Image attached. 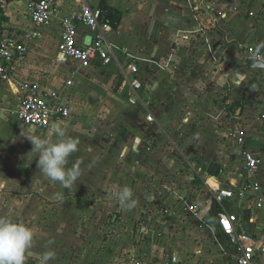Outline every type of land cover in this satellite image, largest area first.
<instances>
[{
    "label": "crops",
    "instance_id": "crops-1",
    "mask_svg": "<svg viewBox=\"0 0 264 264\" xmlns=\"http://www.w3.org/2000/svg\"><path fill=\"white\" fill-rule=\"evenodd\" d=\"M29 1L7 0L6 7H0V35L21 34L31 29ZM89 2L94 7L101 4V0ZM59 4L61 14L42 28L40 40L30 45V52L16 69L13 81L0 84V217L34 230L31 256L37 260L40 254L51 251L54 256L49 264H73L71 258L76 247L68 220L60 223L59 232L55 229L58 223L53 221L56 219L44 221V216L50 219L56 210L64 212V207L68 214L69 207L74 209L76 197L88 191L77 188L76 184L64 188L37 167V153L31 152L32 143L26 136L31 133L47 138L48 129L25 126L16 116L21 100V93L17 92L19 85L36 82L46 89H62L72 102V116L57 123L65 127L66 137L78 141L82 135L85 141L88 154L84 155L86 160L82 157L85 173L80 174L77 182L81 178L84 182H93L100 188L96 193L103 198L111 197L108 193L122 190L126 184H131L132 191L142 180L155 175L150 159L156 157V153H148L147 160L143 161L140 152L147 153L150 144L168 142L170 147L163 146L167 174L175 175L173 167L182 161L194 173L197 171L200 182L198 187H191V195L181 200L185 208L172 209V213L182 211L183 215H190L186 217L188 223L196 217L193 221L199 222L201 228L196 229L194 237L204 236L205 240L215 241L214 253L206 257V264H238L236 250L218 232L216 214L238 213L241 222L237 230L261 239L264 210L260 213L261 221L252 223L247 217V200L216 205L206 195L208 186L232 187L240 182L237 175L239 147L233 142V153H226V143L212 142L210 138L220 136L225 141L228 116L236 110L238 122L233 121V128L240 127L246 132V148L262 158L257 181L264 188V71L247 67L251 57L264 64V0H108L107 5L121 16L119 25L111 27L107 35L108 50L115 57L108 66L98 59L85 66L62 57L58 49L62 20L79 8V4L76 0H60ZM79 32L85 40L92 36L84 26ZM131 63L137 65L136 77L143 85L137 92L128 81L133 78L128 77L126 71ZM149 115L155 117L154 123L148 122ZM107 118L120 119L114 130L122 134L126 130L124 133L130 135V140L115 149L118 158L100 161L103 158L96 156L106 153V144L102 143L108 131L104 125ZM122 118H130L133 124L121 123ZM178 135L182 137L177 139ZM193 137L200 141L196 148L215 151L216 161L211 167L218 165L217 174L203 159L199 165L192 157L185 160L179 154L181 159L177 160L170 153L171 148L177 152L183 150V143H189ZM96 143L99 146L94 147L92 144ZM127 151L131 158L124 155ZM75 158L76 151L68 157L66 168L74 167ZM92 167L98 168L95 177L89 176ZM190 196H195L201 206L193 203L194 198L191 200ZM192 204L199 206L197 216L187 209ZM119 209L122 214L119 220H122L117 226L122 227L128 210ZM127 223L130 225L131 221ZM144 226L142 223L133 226L135 243L129 244V248H124V235L118 239L117 252L120 257L132 254L133 264H154L156 259L145 244H139L138 228ZM199 248L195 250L197 255ZM262 248L263 242L259 240L256 264H264ZM163 253L164 264L173 257L180 264H200L198 257L187 259L185 248L178 243Z\"/></svg>",
    "mask_w": 264,
    "mask_h": 264
},
{
    "label": "rangeland",
    "instance_id": "rangeland-1",
    "mask_svg": "<svg viewBox=\"0 0 264 264\" xmlns=\"http://www.w3.org/2000/svg\"><path fill=\"white\" fill-rule=\"evenodd\" d=\"M228 117L229 124L227 127V135H225V141L220 136H214L212 139L210 138V140L212 142L217 141L226 143L227 148L225 149V152L233 153V150L235 149L233 147V127L235 126L233 121L238 122L237 111H232ZM119 120L120 119L107 118L105 122L103 121L104 125L108 128V131L106 132V137L102 143L103 145L106 144V153H102L99 157L98 155L96 156L98 159L103 158L100 161H104L105 159H108V157L113 159L118 158V152H116L115 149L120 143L125 144L130 140V135L124 133L126 130H123V134L122 132H115L114 125H116ZM121 123L133 124V121L131 122L130 118H122ZM131 126L133 127V125ZM129 129L130 128H128L127 132H129ZM80 136V140H78L77 144L75 158L76 164L74 167H77L81 174L85 173V166L82 164L84 162L82 157H84L87 152H85V141L81 139L82 135ZM123 136L124 138H122ZM186 136H188V138L184 136L182 140L185 138L189 139V135ZM181 137L178 135L176 138L180 139ZM92 145L94 147L99 146L97 143ZM159 145L150 144L147 153L144 150L140 152L139 156L143 161L147 160L146 157H148V153H156V157L152 158V160L150 159V162L154 163L153 172L155 177L151 176L145 178L139 183L140 185L135 186V189L132 190L134 191L132 199L136 201V206L131 210H128V212L126 210L127 213L124 218V226H117L119 221L122 220H119V216L122 214L119 209L120 205L116 199L115 192L112 191L111 193H108L111 197H100V194L96 193L100 188L93 182L87 180L84 182L82 178L81 181L76 182V186L77 188L88 192L85 193L84 196L76 197L77 200L74 202L73 210H70L69 207L68 214L65 210L66 207L63 208L64 212L62 213H59V210H56L55 216H52L50 219L44 216L47 215L46 213L43 215L44 221L56 219L53 221L58 223V226H55V229L59 232H61L60 223L65 221V219L68 220L69 227H72L71 230L69 228V233L74 235V244L76 247L74 250L75 254L71 258L73 264H133L134 261L132 260L133 257H131L132 254H129L130 256L128 257H120L116 247L121 235H124V240L122 242L123 245H126L124 246L125 249L129 248V244L135 243V236L132 234V229H135V225L140 226V223L145 226L144 228H138L137 237H139V244H145L148 248L147 250L154 253V257H156L153 261L154 264H164L166 257L163 256V252L176 246L177 243L185 248L187 259L190 256H193V258L198 257L200 264H206V257L214 253L213 249L215 241L210 240L211 238L205 240L204 236L194 237L195 232L197 231L196 229L201 228V226H198L199 222L193 221L197 219L196 217L191 218V222L188 223L186 217H189L190 215H183L182 211L179 214L177 212H175V214L172 213L174 212L172 209L177 210L181 208L182 210V208H185L186 204L184 201L181 202V200L183 197L186 199L188 195H191V187L195 188V186H199L200 182L197 178V171L194 173L186 163L179 161L180 163L176 164L178 166L174 164L175 166L173 167V171L177 173L173 175L170 173V170V174H167L168 168L164 165V159H166L167 156L164 150L165 147L163 146L170 147V144L168 142L164 144L163 142L162 145H160L163 149H159ZM183 145V150H178V152L171 148L170 153L175 159L179 160L178 158L181 159L180 156H183L185 160H188L189 157H192L196 161H199V165L201 164L200 159H203L207 163V167L212 168L211 165L216 161L214 156L215 151L209 149L204 150L201 147L196 148V146H200V141L194 137L189 143H183ZM231 146L234 149H232ZM93 153L94 152L91 154L94 155ZM124 155L128 158L132 157L128 151L125 152ZM86 156H88V154ZM86 159L87 158H85V160ZM115 168V164H113L112 169L115 170ZM196 168L198 169V166H196ZM88 170L89 169H87V171ZM108 171L110 173L112 172L110 170ZM97 173L98 168L95 167L92 169L89 176L95 177V174ZM114 174L115 172L113 171V175ZM96 177H98V175ZM130 185L131 184H126L122 188L127 187L131 190ZM194 197L190 196L189 198L192 200ZM196 202L201 206L199 200L194 198L193 203ZM188 204H191V202ZM115 217L116 220L114 221ZM128 221H131L130 225L127 223ZM63 227H65V223ZM64 231H66L65 228ZM137 237L135 238V241H138ZM199 247H201V251L199 250V255H197L195 250ZM200 252L202 254H200ZM60 257L61 256H58V258ZM64 258H66V256H64ZM25 264H38V260L34 256H28Z\"/></svg>",
    "mask_w": 264,
    "mask_h": 264
},
{
    "label": "built area",
    "instance_id": "built-area-1",
    "mask_svg": "<svg viewBox=\"0 0 264 264\" xmlns=\"http://www.w3.org/2000/svg\"><path fill=\"white\" fill-rule=\"evenodd\" d=\"M79 8L62 20L61 40L58 44L60 54L65 59H72L85 66L94 60H100L103 65H111L114 55L108 50V32L111 25L107 13L94 7L89 0H76ZM60 0H30L28 4L31 29L21 34L0 35V84L13 81L16 69L24 62L30 52V45L41 38L44 26L56 19L62 12ZM7 0H0V7L5 8ZM252 15V14H250ZM86 27L91 33L90 45L85 44V37L80 35V27ZM128 79L133 91L142 89L143 85L136 77L139 70L131 63L126 68ZM20 106L16 112L17 119L25 126L45 131L53 123L68 120L72 114V102L61 89H46L36 82H24L19 85ZM264 119V116L262 117ZM148 122L154 123L155 117L149 115ZM154 138V135L150 136ZM246 132L233 128V139L238 152V177L240 182L232 187L208 186L206 195L216 205L226 201L247 200L249 202L248 219L252 223L260 220L264 210V188L257 181L262 164L260 155L246 148ZM187 209L192 215L199 214V206L192 204ZM218 232L226 237L237 252L238 264H256V250L259 240L263 242L264 253V221L260 224L261 239L255 235L237 230L241 219L238 213L221 211L216 214ZM139 264V263H138ZM165 264H180L173 257Z\"/></svg>",
    "mask_w": 264,
    "mask_h": 264
},
{
    "label": "clouds",
    "instance_id": "clouds-1",
    "mask_svg": "<svg viewBox=\"0 0 264 264\" xmlns=\"http://www.w3.org/2000/svg\"><path fill=\"white\" fill-rule=\"evenodd\" d=\"M32 143V151L37 153L39 171L51 181H58L62 187L76 184L80 171L77 167L66 168L68 157L77 150L78 141L66 137L65 127L53 123L47 131V138H39L29 133L26 136ZM55 138V139H54ZM116 199L122 209L131 210L136 206L132 191L124 187L116 189ZM34 230L7 217H0V264H25L32 255ZM54 253L40 254L38 264H49Z\"/></svg>",
    "mask_w": 264,
    "mask_h": 264
},
{
    "label": "trees",
    "instance_id": "trees-1",
    "mask_svg": "<svg viewBox=\"0 0 264 264\" xmlns=\"http://www.w3.org/2000/svg\"><path fill=\"white\" fill-rule=\"evenodd\" d=\"M107 1L101 0L100 9L107 13V20L111 27L116 28L120 23L121 16L107 5Z\"/></svg>",
    "mask_w": 264,
    "mask_h": 264
},
{
    "label": "water",
    "instance_id": "water-1",
    "mask_svg": "<svg viewBox=\"0 0 264 264\" xmlns=\"http://www.w3.org/2000/svg\"><path fill=\"white\" fill-rule=\"evenodd\" d=\"M91 40H92V38L86 39L85 44L90 45ZM247 67H248V69H260V70L264 71V64L261 61L254 60L252 57L248 59ZM212 172L214 174L218 173V165H214L212 167ZM115 220H116V217L114 218V221Z\"/></svg>",
    "mask_w": 264,
    "mask_h": 264
}]
</instances>
